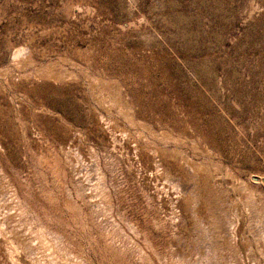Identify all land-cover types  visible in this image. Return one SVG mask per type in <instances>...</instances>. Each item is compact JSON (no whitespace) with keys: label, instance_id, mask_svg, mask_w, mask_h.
<instances>
[{"label":"rangeland","instance_id":"374dc122","mask_svg":"<svg viewBox=\"0 0 264 264\" xmlns=\"http://www.w3.org/2000/svg\"><path fill=\"white\" fill-rule=\"evenodd\" d=\"M261 179L264 0H0V264H264Z\"/></svg>","mask_w":264,"mask_h":264},{"label":"bare ground","instance_id":"6f19581e","mask_svg":"<svg viewBox=\"0 0 264 264\" xmlns=\"http://www.w3.org/2000/svg\"><path fill=\"white\" fill-rule=\"evenodd\" d=\"M250 181L258 182V178H256V177H251V178H250ZM260 181L264 184V179H261Z\"/></svg>","mask_w":264,"mask_h":264}]
</instances>
